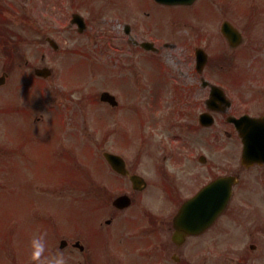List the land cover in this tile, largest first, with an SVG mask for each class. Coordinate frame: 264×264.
<instances>
[{"label": "flooded vegetation", "instance_id": "obj_1", "mask_svg": "<svg viewBox=\"0 0 264 264\" xmlns=\"http://www.w3.org/2000/svg\"><path fill=\"white\" fill-rule=\"evenodd\" d=\"M120 4L123 6L122 0ZM184 8L192 13L184 25L185 39L194 58H190L192 82L184 87L183 110L176 111L175 121L164 126L158 124L159 132L154 136L162 143V151L158 150L156 157L154 153L150 156L152 181L144 178L145 184L133 185L128 176H118L119 181L105 185L104 194L96 191V199L83 198L93 204L91 213L76 216L72 230L66 232H72L69 237L57 229L56 220H52L54 213L48 215L52 219L40 215L42 230L49 236V251L45 255L63 251L68 264H203L206 252L223 253L220 218L205 230L188 232L175 224L181 206L205 186L225 176L238 178L235 185H241L245 173L256 175L258 171L264 182V164L242 165L241 138L233 123L244 116L264 120V0H194ZM29 10L28 3L19 6L17 0H0V75L28 76L36 73L37 68L47 67L45 56L52 49L48 40L58 46L55 51L59 55L57 70L51 69L50 77L53 72L58 76L64 70L72 72L78 49L64 51L61 40L64 19L57 21L55 27L49 26L50 30L44 26L35 41L26 36L30 30L25 26L31 20ZM85 24L87 29L90 20L85 19ZM70 29L77 31L78 27L71 23ZM130 41L137 46L135 40ZM25 42L49 45L41 53L39 65H33L21 55L25 52ZM197 49L205 56L200 67L195 63ZM7 52L12 53L11 60ZM216 87L222 89L227 101L214 100L209 106ZM68 105H63L66 113L65 108L48 107L47 103L28 110L31 117L19 124L16 140L11 142V169L21 165L22 153V161L28 160L24 152L40 138L39 132L32 135L30 132L46 127L49 116L61 119L62 126L65 120H71L72 109ZM203 116H211L213 124L209 127L202 124ZM62 126L55 132L57 147L52 151L57 168L61 167L64 156ZM228 144L231 148L224 150ZM115 145L122 146V140L116 139ZM225 152L227 156H223ZM136 159V165L127 160L126 167L130 174L140 175L141 155ZM49 185H56L60 194L64 183L59 180ZM8 189L16 192L14 185ZM119 197H126L130 206L124 209L114 206ZM147 198L160 203L166 214L146 209ZM46 200L49 201L46 204L59 205L62 209L61 198Z\"/></svg>", "mask_w": 264, "mask_h": 264}, {"label": "rangeland", "instance_id": "obj_2", "mask_svg": "<svg viewBox=\"0 0 264 264\" xmlns=\"http://www.w3.org/2000/svg\"><path fill=\"white\" fill-rule=\"evenodd\" d=\"M17 2L19 6L32 4L29 13L31 20L28 23L29 26L27 24L30 28L27 38L38 41V34L43 31L44 26L50 30L49 26L55 27V23L63 18L64 27L69 29L64 30L61 36L64 51L78 49V52L74 54L76 58L83 53L95 55V58L87 56L76 60L72 72L65 71L61 66L60 69L64 72L60 73L58 78L54 74L52 81L42 82L33 77L16 76L10 77L5 86L0 89V185H6L4 189H0V264H12L11 259L17 262L16 264H39V261L32 257L31 242L34 236H39L45 231L42 230L41 224L38 225L34 220L31 207L36 206L42 210L46 207L53 208L57 229H67L74 222L72 218L75 211L72 213L69 209L73 208L72 203L77 194L70 189L71 186L61 190L64 209H60L55 205L46 204V198L38 195L34 187L31 188L33 183L39 184L38 186H52L46 184L65 179V181L102 182L112 185L116 179L91 149V141L95 150L97 148L98 155L103 149L114 150L115 129L123 124L122 133L127 141L126 148L123 149L124 155L136 165V156L140 154V175L152 181L150 156L154 153L153 157H156L158 150L159 153L162 151V143L156 141L157 138L154 136L159 131L153 130L152 123H156L160 117L154 110V108L157 110L158 106L154 104L159 103L163 96V102H171L163 111L171 113L174 109L175 111L183 110L180 107L181 101L184 102L186 88L182 100L176 103L175 108H173L172 100H169L171 94L167 92L174 91L175 97L179 91H182L181 86L192 82L190 57L185 48L184 26L192 13L181 7L158 6L153 0H124V10L121 15H118L115 7L109 10L99 5L97 1L94 3L100 6L97 9L93 5L90 11L87 7L78 11L91 19L86 34L78 35L72 31L71 36L68 23L70 13L75 12L76 7L70 8V1L17 0ZM145 14L148 17L147 20H145ZM125 24L131 26L133 31L130 36L137 41H152L155 45H161L167 41L173 45L162 49L157 55L161 63L151 55L143 54L132 44L126 45L123 33ZM98 38H102L101 42L105 43L108 51L100 48L103 47L102 43L100 46L95 44ZM23 46L25 52L21 51L22 55H25L33 65H39L40 55L45 52L47 45L25 42ZM58 59V53H52L49 50L44 62L48 61L51 68L57 69ZM44 89V95H46L44 101L54 103L57 107L65 108L63 105H66V102L80 103V106H77L80 110L77 113L79 125L75 128L79 138H76L77 143L73 142L71 150L80 149L79 160L85 165L68 167L66 165L68 160L64 157V168L56 167L52 151L56 139L55 132L62 124L58 117L49 116L50 120L46 127L30 132L31 135L39 132L40 138L26 149L25 159L28 160L25 165L23 161V165L18 164L10 170L11 157L8 155L12 148L11 142L16 140L18 134L20 116L13 111L7 115L6 107H10L13 102L28 103L31 106L34 102L41 101ZM102 91H109L119 102L117 109H109L111 116L105 114L109 108L106 105L98 102L96 108H93V105L88 104L89 100L82 102V98L86 96L94 102L95 99L99 101ZM117 122L120 124L116 126ZM145 122L147 123L144 129ZM69 130H71L70 127ZM72 132H74L73 129ZM144 133L149 135L145 143L138 140V136ZM74 137L68 134L63 135L62 146L70 147L72 144L70 140ZM98 140L103 141L102 148H99L98 144L101 142ZM196 146L201 147V145ZM230 148L231 144H228L225 145L224 150ZM225 154L227 152L223 156H227ZM84 166L89 175L84 174ZM71 172L75 174L70 176ZM8 185H14L16 192H10ZM77 196L80 197L79 194ZM145 207L152 213L166 214L157 201L149 200ZM219 225L223 253L206 252L203 264H264V182L260 179L258 171L256 175L245 173L243 182L235 188L230 210L224 215ZM62 235L69 237L72 232L62 233ZM47 239L49 241L48 235ZM250 245H254V249H250Z\"/></svg>", "mask_w": 264, "mask_h": 264}, {"label": "water", "instance_id": "obj_3", "mask_svg": "<svg viewBox=\"0 0 264 264\" xmlns=\"http://www.w3.org/2000/svg\"><path fill=\"white\" fill-rule=\"evenodd\" d=\"M169 1V0H167ZM181 0L177 1L180 2ZM146 46V45H144ZM38 73V72H37ZM40 74H42V71L39 72ZM42 76V75H41ZM4 82V79H0V84ZM101 99L103 101H108L110 102L112 105H114V99L113 97H111L109 94L104 93L101 96ZM245 129V128H244ZM243 129L242 131V135L245 136V140L244 142V154H243V158L247 159L250 157L251 155V141L248 140V133ZM107 158L110 160V162H112L114 159L110 156H107ZM113 165H115L114 162H112ZM133 179V178H132ZM224 185H214L213 189L214 190H218L220 192V195H218V203H208V204H204L202 202H200V199H198L197 201H199V203L197 204V206L195 203H189L186 207L183 208V210L180 213L181 217H184V215L187 213L188 215L191 214L195 219L199 218L201 220H207L206 224L212 222V220H214V218H216L226 207L227 202L230 199L231 196V185L229 181H223ZM204 197H208V193L204 195ZM199 198V197H198ZM193 207L196 211H191L190 208Z\"/></svg>", "mask_w": 264, "mask_h": 264}, {"label": "clouds", "instance_id": "obj_4", "mask_svg": "<svg viewBox=\"0 0 264 264\" xmlns=\"http://www.w3.org/2000/svg\"><path fill=\"white\" fill-rule=\"evenodd\" d=\"M32 257L39 261V264H68V258L63 251H58L45 255L49 251V243L47 233H42L39 236H34L31 242Z\"/></svg>", "mask_w": 264, "mask_h": 264}]
</instances>
